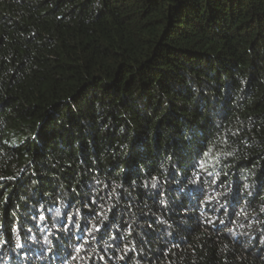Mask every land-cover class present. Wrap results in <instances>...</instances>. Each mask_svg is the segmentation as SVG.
I'll return each mask as SVG.
<instances>
[{
    "label": "trees",
    "instance_id": "16d2710c",
    "mask_svg": "<svg viewBox=\"0 0 264 264\" xmlns=\"http://www.w3.org/2000/svg\"><path fill=\"white\" fill-rule=\"evenodd\" d=\"M0 264H264V0H0Z\"/></svg>",
    "mask_w": 264,
    "mask_h": 264
}]
</instances>
